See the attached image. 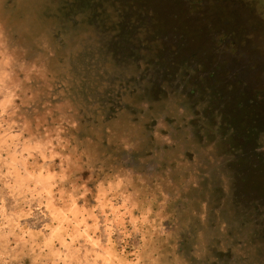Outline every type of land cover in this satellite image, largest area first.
Wrapping results in <instances>:
<instances>
[{
    "label": "rangeland",
    "instance_id": "374dc122",
    "mask_svg": "<svg viewBox=\"0 0 264 264\" xmlns=\"http://www.w3.org/2000/svg\"><path fill=\"white\" fill-rule=\"evenodd\" d=\"M76 225L95 264H264V0H0V258Z\"/></svg>",
    "mask_w": 264,
    "mask_h": 264
},
{
    "label": "clouds",
    "instance_id": "9594fccd",
    "mask_svg": "<svg viewBox=\"0 0 264 264\" xmlns=\"http://www.w3.org/2000/svg\"><path fill=\"white\" fill-rule=\"evenodd\" d=\"M39 146H35L33 150H38ZM28 149L26 148L25 151ZM29 177H24V179H27ZM49 179L51 177H48ZM60 179H64L63 176L60 177ZM87 191V190H85ZM7 219V217H5ZM82 223V221H81ZM5 228L8 227L7 224L4 225ZM66 235H69V242H65L63 237L57 236L56 239L59 241V246L53 245V237L45 235L43 231L35 232V233H26V235H30L33 237L30 241H25L23 236H17L15 238L16 243L23 242L24 244H27L29 246V252L24 253L23 248L17 250L15 248L11 249L12 255L10 256L11 260H17L21 253L24 255H31L32 253H35L34 256H32L31 264H60V262H63V264H70L72 260H76V264H95V259L90 256V252L93 251L91 249H87L84 243H80L78 245H74L71 243V241H76L79 236H86V232L79 231L78 225L75 226L74 229L65 228L63 229ZM13 235V232H5L3 235V239L5 243H7V237ZM40 236L42 237L40 242H36L35 237ZM88 243L95 244L97 247H99V244L97 241H92L90 238L87 241ZM69 249L67 253H65L63 250ZM84 250L81 254V250ZM7 255V252L0 253V257H3ZM79 256V258H77ZM0 264H9L8 259H2L0 258Z\"/></svg>",
    "mask_w": 264,
    "mask_h": 264
},
{
    "label": "trees",
    "instance_id": "16d2710c",
    "mask_svg": "<svg viewBox=\"0 0 264 264\" xmlns=\"http://www.w3.org/2000/svg\"><path fill=\"white\" fill-rule=\"evenodd\" d=\"M111 106H110V108H111V112H113V109H114V106L116 105H119V101H112L111 102ZM105 116H107L108 118H109V115L108 114H105Z\"/></svg>",
    "mask_w": 264,
    "mask_h": 264
}]
</instances>
